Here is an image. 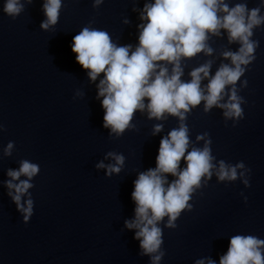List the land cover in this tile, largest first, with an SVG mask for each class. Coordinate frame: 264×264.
Here are the masks:
<instances>
[{"label":"clouds","instance_id":"clouds-1","mask_svg":"<svg viewBox=\"0 0 264 264\" xmlns=\"http://www.w3.org/2000/svg\"><path fill=\"white\" fill-rule=\"evenodd\" d=\"M31 3V0H28ZM101 0H96V4ZM61 0H46L43 5L46 21L41 28L58 22ZM20 0H6L4 12L15 18L23 10ZM224 15H220V13ZM260 8L250 11L246 4L239 3L234 7L224 0H154L145 4L140 19L146 20L140 27L139 46L131 50V45L117 46L112 42L108 32L83 28L73 37L71 50L75 53L76 62L87 70L90 80L95 81L103 73L98 85V97H103L101 106L104 110L103 127L120 136L131 125L134 114L147 108L149 118L163 119L165 113L177 116L181 121L186 113L204 102V111L213 106L226 109L225 117L242 118L241 99L235 87L231 88L228 103H220L229 85H235L244 74L245 68L255 59L253 53L259 42L253 41V28L264 24V17L259 15ZM228 33L229 42H239L238 51H225L222 55L231 60V65L221 64L210 77L211 61L193 69L190 81H183L182 58H193L198 53L212 54V48L206 43L209 33L214 36L221 30ZM172 65L171 74L165 66ZM210 77V78H209ZM209 78L202 88L201 81ZM245 85L247 81L244 82ZM147 100V104H145ZM163 125L154 126V133L162 130ZM208 133L197 137L203 139ZM188 127L181 123L179 128L171 130L159 143L156 167L141 172L134 181L131 199L135 202V219L125 221L128 229H138L134 238L139 240L142 254L156 253L162 241V229L158 223L166 216L167 227L175 228L177 217L185 208L192 193L201 186L202 178H211L214 157L211 154V140H207L203 149L189 146ZM13 143L10 142L5 155L11 154ZM108 156L115 159V165L108 166L109 175L119 173L125 157L114 152ZM186 167L181 169V161ZM98 168L105 167L101 162ZM243 162L235 166L219 162L217 175L221 181L236 180L237 169H244ZM39 165L27 160L21 162L18 170H8L10 180L6 186L15 190L9 192L18 210L25 213L27 222L33 212V201H26L27 207L21 204V196L33 185L29 182L39 172ZM243 172L240 173L243 176ZM27 180L13 184L20 176ZM176 177L171 183L167 176ZM244 183L247 185L248 181ZM167 185V187L165 186ZM264 239L253 235H235L230 238L227 252L220 257L219 264H264ZM164 252L152 257L153 264L160 261ZM196 264H205L203 259ZM207 264H215L209 259Z\"/></svg>","mask_w":264,"mask_h":264}]
</instances>
